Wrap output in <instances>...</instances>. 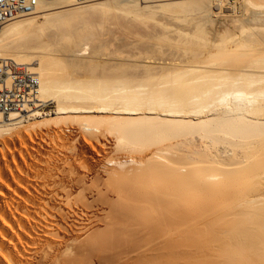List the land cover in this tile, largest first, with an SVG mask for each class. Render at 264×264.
Returning <instances> with one entry per match:
<instances>
[{
  "label": "bare ground",
  "instance_id": "6f19581e",
  "mask_svg": "<svg viewBox=\"0 0 264 264\" xmlns=\"http://www.w3.org/2000/svg\"><path fill=\"white\" fill-rule=\"evenodd\" d=\"M206 1L212 8L210 17L221 14L230 17L224 13L223 0L164 1L143 8L138 7L137 0H97L81 5L73 0H43L36 12L28 15L31 17L21 16L27 18L0 27V58L29 65L40 82L36 109L8 117L0 115V264H240L244 260L264 264L261 238L258 243L249 244L254 246L255 254L237 250L239 246L247 248L241 245L243 240L238 243L236 240V248L235 245L230 248V241H225L226 246L229 244L230 249L239 253L229 251L232 256L227 252L229 262L224 259L228 246L222 248L224 255L219 242L218 247L212 245L214 224L223 221L220 217L211 220V209L220 213L215 208L218 201L212 195L214 199L218 195L221 198L223 190L217 187L227 185L216 186L221 182H212L216 193H210L211 181L218 175L208 174L202 165L201 171L196 170L200 172L198 175L194 169L197 155L204 164L210 160L215 164L243 160V151L221 146L207 149L208 141H203L197 132L205 131L209 138L220 136L226 142L246 137L255 144L253 179L260 193L245 202L258 209L264 204V52L258 47L253 48L254 54L245 49L249 59L258 51L257 57L249 61L260 64L240 69L236 64L240 58H236L238 48H245L250 39L240 37L244 41L236 43L230 39L234 31L227 36L229 31L226 35L222 29L215 41H209L205 32L209 29L202 26L210 18L206 12L208 20L198 17L202 24L189 23L191 26L186 28L190 32L185 35L183 25L180 35L177 34L180 30L175 27L177 24L174 28L169 25V32L164 25L165 31L160 30V35L151 30L163 23L162 19L160 23L155 21L157 10L176 14L195 9L201 13V9L209 10ZM254 1L247 3L253 8L264 7V0ZM112 19L118 30L126 33L130 29L126 35L132 33L138 42L152 39L157 48H162L155 49L156 43L149 40L154 43H151L153 52L144 46V50L126 55V60L111 67L106 65L109 61L94 57L81 62L84 47L78 48L84 42L97 41L101 22L105 24ZM150 20L156 22L155 28L151 25L144 28L142 25ZM44 27L58 29L59 33H52L55 36L52 42L37 45V34ZM245 27L240 28V34H248ZM171 28L176 30L174 34L172 29L174 36L179 38L182 33L184 40L173 39ZM207 46L204 53L201 48L206 51ZM164 48L181 52L184 48L188 51L183 50L185 55L190 56L172 52V57H168L165 50L161 52ZM228 53L236 54L232 56L237 60L233 64L238 65L237 69H229L231 65L228 68L226 64L220 66L219 58L213 59L216 56L224 59ZM244 54L241 50L239 56ZM99 68L101 73H96ZM74 69H83L84 73ZM50 100L56 103V110L51 113L46 111ZM39 106L44 108L37 109ZM234 187L232 191L236 190ZM250 208L253 210L252 206L247 210ZM251 210L247 211L246 215L250 213L247 217L251 216L255 224H264V211ZM223 213L230 215L227 211ZM240 230L234 232L238 234Z\"/></svg>",
  "mask_w": 264,
  "mask_h": 264
},
{
  "label": "rangeland",
  "instance_id": "374dc122",
  "mask_svg": "<svg viewBox=\"0 0 264 264\" xmlns=\"http://www.w3.org/2000/svg\"><path fill=\"white\" fill-rule=\"evenodd\" d=\"M154 2L152 3V2H150V3H143V2H141V0H137V4H138V7H140V8H143V7H145V6H152V5H157L158 3L160 4V3H164V1L166 2H176V1H181V0H163V2L160 0V1H158V0H153ZM184 1V0H183ZM201 1V0H200ZM204 1V0H203ZM225 1V2H224ZM156 2H158V3H156ZM223 7H224V9H226L225 10V12L224 13H226L227 15H230V17L229 16H226V18L221 14V15H217L216 17H210V16H212V15H210V14H208L209 12H210V10L212 11V8L207 4V1L205 2L206 4H207V6H209L208 8H209V10L207 11H204L205 9H201V10H203V12H201L200 13V11H198V10H195V9H191V11H193V12H189V11H181V13H176L175 14V12H173V14H171V12H163V11H161V10H157V13H156V19H155V21H157V23H160V21H161V19H162V22L163 23H167V24H163L162 22V24L160 25L161 27H162V29L160 28V26H158V29H156L155 27H154V22L155 21H151L150 20V23H149V21H148V23L147 24H145V25H142L143 27L145 26L146 27V25H148V26H152V27H154L155 29H153V28H151V30L153 31V33H156V32H158V33H156V34H161L162 32H163V30L166 28V27H168V29H167V31L169 30V28H170V26L171 27H173V25L175 26L176 24V26L175 27H179L178 29H180V30H178V33L177 34H179L180 35V32L179 31H181V28L180 27H182L181 25H183V27L182 28H189V26H191L190 24H192V23H194V22H198V23H196V24H202V20H200L199 18L201 17V19H204V20H208L209 19V21L211 20V22H209V21H207L206 23H207V25H206V23H204L203 22V24H202V26H206L204 29L205 30H208L209 32H210V34L208 33V31H205L206 33H207V35H209L210 36V38H209V36H207L210 40L209 41H211V40H213V41H215V39H217L219 36L218 35H220V33H222V31H224L225 32V30H226V35L228 34L227 32L229 31V35H227V36H231L233 33V36L232 37H230V39L232 38V40L231 41H235L236 43L238 42V43H240L241 41H244V38L245 39H250L249 41H250V43H249V41L247 40L246 41V43L245 44H247V46L244 48V47H241V49H239L238 48V51L240 50V52H239V54H237V56L238 57H236V58H239V59H237V60H239V61H237V60H235L236 58H235V56H236V54H234V53H232V55L234 54L235 56H230V54L231 53H228L229 54V56L230 57H227L228 56V54H227V56L226 55H224V59H223V56H221V59H220V56H216L215 58H213V59H215L214 61H216V59L217 58H219V60L217 59V63L218 64H220V66L222 65L223 67L225 66V64H226V67H228V65H231V66H229L228 68L229 69H237L236 68V66H238L239 65V68L241 67V68H243V69H245V68H247L248 66V68H250V67H254V65L256 66V67H258L259 66V64L257 63V64H252L251 63V61L255 58V57H257V55H258V53L256 52V54H255V56L254 57H252L251 55H250V59L248 58V56H249V53H248V56H247V51L246 50H248V51H250L251 50V53H253L254 54V49L255 48H257L258 50H259V48H260V50H262L261 52H264V49H262V48H264V46H262V45H264V42H262V40H264V39H261V36L262 35H264V26H262V25H264V16H262V15H264V10H261V9H264V7H252V6H250V5H248V3H247V0H223ZM253 2H255L254 0H253ZM257 2H259L258 0H257ZM235 3V4H234ZM229 4V5H228ZM247 5V6H245V5ZM235 7V8H233V7ZM246 7H247V10H246ZM205 8H207V7H205ZM230 8V9H229ZM245 8V9H244ZM251 8V9H250ZM257 8V9H256ZM223 9V10H224ZM228 9V10H227ZM232 9V10H231ZM240 9V10H239ZM194 10H195V12H194ZM235 10H236V12H235ZM255 10V11H254ZM158 11H160V12H158ZM235 13H233V12ZM253 11V12H252ZM205 12L208 14V16H207V18L208 17H210V18H206L205 17ZM232 12V13H231ZM245 12V13H244ZM247 12V13H246ZM165 15H164V14ZM201 14V15H198V14ZM231 13V14H230ZM179 14V15H178ZM184 14V15H183ZM191 14V15H190ZM257 14H258V17H257ZM112 15H114L113 13L111 14V16ZM158 15L159 16H161V17H158ZM190 15V16H189ZM198 15V16H197ZM210 15V16H209ZM235 15V16H234ZM167 16V17H166ZM169 16V17H168ZM175 16V17H174ZM182 16V17H181ZM187 16V17H186ZM203 16V17H202ZM221 16H222V19H221ZM27 17H31V16H27ZM27 17H22V18H18L17 20H19V19H23V18H27ZM127 17H129V16H127ZM165 17V18H164ZM174 17L175 18V20H176V18L178 19V18H181L182 20H184L185 19V22H183V23H181L182 22V20H181V22L180 23H178V21L176 20H174V18L172 19V18ZM195 17H197V18H195ZM199 17V18H198ZM229 17V18H228ZM241 17V18H240ZM130 18H131V16H130ZM158 18V19H157ZM165 19V22H164V19ZM169 18V19H168ZM171 18V19H170ZM213 18V19H212ZM262 18V19H261ZM191 19V20H190ZM197 19H198V21H197ZM245 19V20H244ZM252 20V21H250V20ZM255 19H257V20H255ZM260 19V20H259ZM113 20H115V19H112V22L111 21H105V24L103 23V22H101V24L100 25H103L102 27L99 25V30H100V33H99V37H98V39H96L97 41H95V40H90V41H88L87 42V44L84 42V43H82L81 44V46L78 48V50H80V49H82V47H84L83 49V51L80 53V58H81V62L82 61H88V60H92V58L94 57L96 60H99V61H103V62H105V63H107L108 61V63L106 64V65H108V66H112V65H114L115 63H119V62H123L122 60H126L127 58V56L126 55H128V57H129V55L130 54H132V53H134V54H136V52H138V50H141V49H143L144 50V46H145V48H146V50H151V48H152V52H153V47H154V45H156V47H154L155 49L157 48V42H155L154 40H152V39H149V40H152L153 42H155L156 44H154L152 41H150L149 42V40H147L146 39V43L144 42V40L145 39H143L142 41H139L138 42V39L136 38V37H134L135 35H133L132 33H131V35L130 34H127L126 35V33H128V31L130 32L131 30L129 29L128 30V28H127V32L125 33V32H123V31H120V30H118L119 29V27L117 28L116 27V25H117V23H115ZM170 20V21H169ZM175 21V24H173L174 23V21ZM225 20H227V21H225ZM236 20V21H235ZM244 20V21H243ZM249 20V21H248ZM14 21V20H13ZM167 21V22H166ZM200 21V22H199ZM202 21V22H201ZM152 22V23H151ZM170 22H172L171 24H170ZM229 22V23H228ZM231 22V23H230ZM246 22V23H245ZM103 23V24H102ZM113 23H115V24H113ZM156 23V22H155ZM190 23V24H189ZM211 25H210V24ZM248 23H251V24H248ZM256 24V25H252V24ZM258 23V24H257ZM138 24H140V23H138ZM195 24V25H196ZM222 24H224V25H222ZM239 24H241V25H239ZM244 24V26H242ZM246 24V25H245ZM156 26H157V24H155ZM159 25V24H158ZM166 27H165V26ZM170 25V26H169ZM210 25V26H209ZM222 25V26H221ZM230 25V26H229ZM234 25H236V26H234ZM253 27H252V26ZM261 27H260V26ZM139 26V25H138ZM141 26V25H140ZM147 26V27H148ZM243 28V27H245V29H247L248 30V34H243V33H239L240 32V28L241 27ZM116 27V28H115ZM143 27H141V29L140 30H143L142 28ZM144 27V28H145ZM163 27H165V28H163ZM193 27H194V25H193ZM225 27V28H224ZM229 28V30L227 29V28ZM237 27V28H236ZM239 27V28H238ZM250 27V28H249ZM258 27V28H257ZM160 28V29H159ZM174 28V27H173ZM173 28H171V31H172V29ZM184 28V29H185ZM185 29V30H183L182 29V31H183V33H184V35L186 34V32L187 31H189L190 32V29L188 30V29ZM214 28V29H213ZM253 28V29H252ZM256 28V29H255ZM121 30H124V28L122 29V28H120ZM148 29H150V28H148ZM148 29H144L146 32H148ZM175 29H177V28H175ZM191 29H192V27H191ZM194 29V28H193ZM223 29V30H222ZM54 30V31H53ZM58 30V29H57ZM57 30H55L54 28H49L48 29V27L46 28V27H44V29H42L40 32H39V34H37V37H36V40L38 39V43H37V45H42V44H45V43H48V42H52V40L54 39V35H52V33L53 34H55L56 33V31ZM103 30V31H102ZM126 30V29H125ZM155 30V31H154ZM158 30V31H157ZM162 32H161V31ZM174 30V29H173ZM222 30V31H221ZM247 30H244V31H247ZM257 30H260V31H262V32H260V34L257 32ZM102 31V32H101ZM165 31V30H164ZM174 31H175V33H174ZM174 31H172V32H170V33H174V34H176V30H174ZM193 31V30H192ZM192 31H191V33H192ZM234 31V32H233ZM149 32H150V30H149ZM148 32V33H149ZM169 32V31H168ZM168 32H164L165 33V36H166V33H167V36L169 37V33ZM231 32H233V33H231ZM57 33H59V31L57 32ZM57 33H56V35H57ZM125 33V34H124ZM164 33H163V35L162 36H164ZM215 33H217L216 35H215ZM219 33V34H218ZM230 33H231V35H230ZM246 33V32H245ZM257 33V34H256ZM174 34H173V36H172V38L173 37H176V39H180L181 38V36H182V33H181V36L178 38L177 36H179V35H175L174 36ZM235 34H236V36H235ZM250 34V35H249ZM101 35V36H100ZM133 35V36H132ZM183 35V36H184ZM187 35H189V33H187ZM206 35V34H205ZM246 37H245V36ZM248 35V36H247ZM257 35H261L260 36V38L257 36ZM190 36V35H189ZM213 36V37H212ZM217 36V37H216ZM238 36H239V38H238ZM53 37V38H52ZM170 37H171V34H170ZM184 37H188V36H184ZM226 37V36H225ZM240 37H244V38H241L240 39ZM51 38H52V40H51ZM100 38V39H99ZM102 38V39H101ZM130 38V39H129ZM235 38H236V40H235ZM262 38H264V37H262ZM129 39V40H128ZM173 39H175V38H173ZM182 40H184L183 38H181ZM239 39V40H238ZM253 39H255L256 41H258L257 43H256V41L255 40H253ZM106 42H105V41ZM127 40V41H126ZM135 42H134V41ZM165 40H166V38H165ZM99 41H100V43H99ZM101 41L103 42V43H101ZM124 41V42H123ZM149 43H148V42ZM251 41L253 42L252 44H254L253 46H252V44H251ZM255 41V42H254ZM94 42V43H93ZM122 42V43H121ZM129 42V43H128ZM166 42V41H165ZM164 41H162V43H165ZM249 44H248V43ZM92 43V44H91ZM98 43H99V46H97L98 45ZM133 43V44H132ZM137 43V44H136ZM139 43V44H138ZM141 43H143V44H141ZM151 43H153L154 45H151ZM260 43V44H259ZM84 44V45H83ZM96 44V45H95ZM101 44H102V47L100 48V46H101ZM105 44V45H104ZM120 44V45H119ZM137 46V48H135L136 46ZM145 44H148V45H145ZM258 44V45H257ZM94 45H95V47H94ZM130 45H131V47L132 48H130ZM150 45H151V47H150ZM166 45H168V44H166ZM166 45L164 46L165 48H167L166 47ZM251 45V46H250ZM257 45V46H256ZM260 45V46H259ZM99 47L97 50V52L99 53V51H101L100 53L101 54H97V52L95 53V52H93L97 47ZM140 46L142 47V48H140ZM148 46H149V48H148ZM153 46V47H152ZM163 46V45H162ZM254 46H256V47H254ZM172 47V46H171ZM248 47V48H247ZM93 48V49H92ZM127 48V49H126ZM148 48V49H147ZM159 48H162V47H159ZM159 48H157V49H159ZM162 49L161 50V52L162 51H168L169 49ZM168 48H170V45H169V47ZM209 47L207 46V48H206V51H205V48H201L202 49V51H204V53H206L207 52V49H208ZM254 48V49H253ZM57 49V48H56ZM100 49V50H99ZM102 49H103V51H102ZM129 49H132V50H129ZM154 49V52L156 51ZM174 51H176V52H174ZM200 49V48H199ZM204 49V50H203ZM246 49V50H245ZM256 49V50H257ZM59 50V49H58ZM127 50V51H126ZM134 50V51H133ZM150 50H149V52H150ZM172 50V51H171ZM171 50H169L168 51V53H166L165 51H164V53L166 54V55H168V57L170 56V57H172V52L173 53H175L174 55H176V53L177 52H181V50H177L176 48H171ZM183 50H184V48L182 49V52H181V57L183 56V55H185V53L184 52H187L188 53V51H186V50H184V52H183ZM241 50H242V52L243 53H245L243 56H244V58L243 59H245V60H243L242 59V61L240 60L241 59V57H243V56H239L240 55V53H241ZM244 50V51H243ZM255 50V51H256ZM110 51V52H109ZM132 51V52H131ZM136 51V52H135ZM201 51V52H202ZM246 51V52H245ZM253 51V52H252ZM57 52V51H56ZM60 52V54L62 55V53H61V51H58L57 53H59ZM125 52V53H124ZM128 52V53H127ZM131 52V53H130ZM65 52H63V54H64ZM67 53H69L68 51L66 52V54ZM92 53H94L93 54V56L91 55ZM107 53V54H106ZM163 53V52H162ZM162 53H160L159 55L161 56V54ZM169 53H171V54H169ZM182 53H183V55H182ZM107 56H106V55ZM252 54V55H253ZM97 55V56H96ZM102 55V56H101ZM114 55V57H112ZM187 56H190V53L189 54H186ZM185 55V56H186ZM64 56V58L65 57H67L66 55H63ZM118 56V57H117ZM123 56V57H122ZM162 56H164V54L162 55ZM247 56V57H246ZM111 57V58H110ZM120 57V58H119ZM165 57H167V56H165ZM234 57V58H233ZM251 57H252V60H251ZM87 58H88V60H87ZM164 58V57H163ZM230 59L229 61H230V63H229V61H228V59ZM247 58V59H246ZM82 59H85V60H82ZM94 59V60H95ZM111 59V60H110ZM129 59V58H128ZM212 59V60H213ZM222 59H223V61H226V63L225 62H223L222 61ZM105 60V61H104ZM112 60L114 61V62H112ZM235 60V61H234ZM249 60H251V61H249ZM222 61V62H221ZM237 61V62H236ZM244 61V62H243ZM247 61H249L251 64H252V66H250L251 64L250 63H248ZM110 62H111V64H110ZM221 62V63H220ZM235 62H236V64L238 63V65H233V64H235ZM245 65V66H243V64ZM86 63V62H85ZM113 63V64H112ZM229 63V64H228ZM217 64V65H218ZM240 65H242V66H240ZM81 66H79L78 68H80ZM232 67V68H231ZM233 67H235V68H233ZM245 67V68H244ZM240 68V69H241ZM75 70V72H78V70L79 69H74ZM73 70V71H74ZM99 71H97L96 73H101L100 71H101V68H99L98 69ZM80 71V73L82 74V73H84V72H82L83 71V69L81 70H79ZM74 72V74L76 75V76H78V75H81L80 73L78 74H76ZM50 103H49V105H48V107H47V109H46V111L47 112H49V113H51V112H54L55 110H56V103L55 102H53L52 100H50L49 101ZM204 132L205 131H203V132H200V134L197 132L196 134L197 135H199V137L200 138H202L203 139V141H208L207 142V145H206V147H207V149L209 148V150H211V149H215V148H218V146H221V147H225L226 149L228 148V149H230V150H234V151H240V152H242L241 154H242V161L241 162H223V161H221V162H218V161H216V164H215V161H211L210 160V163H208V164H204V163H202L201 161H200V158H199V156L197 155L196 157H195V160L196 159H198V160H196V163H194V169H195V171L196 170H198L199 171V169H200V171H201V167H199L200 165H202V167H205V168H207V172H208V174H214V175H218V177H217V179L216 180H214V181H211V184H210V186L212 187V191H210V193L211 192H215L214 190V187L216 188V186L217 185H220V184H222L223 183V186L224 185H227V187H229V188H227L226 186L224 187V188H222V185H220V186H218L217 188H219V187H221V190H223V193L222 194H220V189L218 190L219 192V194H220V196H222L221 198L219 197V195H218V199H214V195H212L213 196V200H216V201H218L219 202V204H215L216 205V207L215 208H219L220 209V213H214L213 212V209H211V211H210V216H211V220H214V219H216V218H223V221H221V222H218V223H215L214 224V229H215V233H214V236L213 237H211L212 239H213V241H214V243H213V241H212V245H214V244H218V242H219V250H220V247H221V251H222V253H223V250H222V248H224V246H226V243L228 242V241H230V248H232L231 247V245H235V246H233V247H238V245L236 246V240H237V243H238V240H243L244 241V243L243 244H241V245H244L245 247H247L246 249H244V248H242V247H238V249L237 250H241V252L242 253H244L245 254V252L246 253H251V254H255L254 252H252L253 251V249L254 248H252V247H254V246H250V245H253L252 243L254 242V243H258V241H259V239L260 240H264V236H262V235H264V230H262V229H264V226H262L261 228H260V226L261 225H264V224H257L258 222H256V224L255 223H253L254 222V219H253V221H251L252 219H251V216H250V218L249 217H247V215H250V213L249 214H247L246 215V213H247V211H249L250 212V210H251V208H250V210H247V209H249V207H253V210H251V211H253V213H254V211H255V213L257 212V210H258V213H261V211H264V207H262V206H264V204H261L260 206H258V207H260L259 209L261 210H259L258 208H256L255 206L256 205H253V204H249V203H246V202H248V200H251V199H254L256 196H257V193H260V192H257L256 190L257 189H255L256 188V183H255V180L253 179L254 178V169H252V168H255V161H253L254 160V153H255V144L254 145H252L253 144V142H251V141H248L247 140V138L246 137H244L243 139L241 138V140H236L235 142L234 141H229V142H226L225 141V139H223V138H221L220 136H217V135H215V137L214 138H209V137H211V136H205V134H204ZM207 139V140H206ZM243 140L244 141H247V142H243ZM225 141V142H224ZM211 142V143H210ZM232 142V143H231ZM215 143V144H214ZM250 143V145H248ZM208 144H210V146L208 147ZM245 145V146H244ZM242 147V148H241ZM195 148H197V147H194V149ZM211 148V149H210ZM246 151V152H245ZM244 155V156H243ZM245 157V158H244ZM197 161H198V165H197ZM201 163H200V162ZM243 161H244V163H243ZM248 162V163H247ZM252 162H253V164H252ZM220 163V164H219ZM230 165H229V164ZM234 163V164H233ZM249 164V165H248ZM204 165V166H203ZM245 165H247V166H245ZM254 165V166H253ZM197 166V167H196ZM218 167V168H217ZM199 168V169H198ZM223 168V169H222ZM237 170V171H236ZM244 170V171H243ZM252 170V171H251ZM198 171H196L195 172V175L197 174H199L200 172H198ZM205 172H206V170H205ZM206 172V173H207ZM230 173V174H229ZM242 173V174H241ZM226 174V175H225ZM234 175V176H233ZM220 177V178H219ZM229 178H231L232 180V182L234 183H232L230 180H229ZM233 178H234V180H233ZM237 178V179H236ZM226 179H228V181L226 180ZM221 180V181H220ZM221 182V183H216L215 184V182ZM212 182H214V184L216 185V186H214L213 185V183ZM225 182V183H224ZM236 182V183H235ZM233 186H232V185ZM238 184V185H237ZM229 185V186H228ZM230 186H231V188H230ZM236 188H235V187ZM233 187H234V189H236L234 192H235V194H234V192L232 191V189H233ZM217 190V189H216ZM238 190V191H237ZM232 191V192H231ZM222 192V191H221ZM262 192V191H261ZM216 193V192H215ZM234 194V195H233ZM211 196V197H212ZM238 196V197H237ZM234 198H237V200L239 199V201H235V199ZM246 201V202H245ZM214 205V206H215ZM257 210H256V209ZM255 209V210H254ZM245 210H246V212H245ZM223 211L226 213V211H227V213H229L230 215H228V216H226L224 213H223ZM257 213V214H258ZM262 213H264V212H262ZM244 215H246V217L249 219L248 221H247V218L244 216ZM251 215H252V218H253V214H252V212H251ZM262 216V215H261ZM241 218H244V219H242L241 220ZM245 218H246V220H245ZM256 218V217H255ZM262 222H264V220H262ZM262 222H260V223H262ZM256 225V226H255ZM259 225V226H258ZM253 226H255V228L253 227ZM256 227H258L257 229H256ZM241 229V230H240ZM235 230H240V231H237V233L238 234H242V235H240V239L237 237L238 236V234H236V232H234ZM242 230H244L243 232H241ZM249 230V231H248ZM256 230V231H255ZM257 230H259V231H261V234H260V232L259 231H257ZM247 231V233L249 234V237H248V234H246L245 232ZM254 231H255V233H254ZM241 232V233H240ZM259 234H258V233ZM232 233H234V234H232ZM258 234V235H254V234ZM243 234H245L244 236H243ZM232 235H234V236H232ZM235 235H236V237H235ZM250 235H252V236H250ZM259 235H261L260 237H259ZM231 236V237H230ZM255 236V237H254ZM247 237H248V241H249V243H247L248 241H247ZM234 238H235V240H234ZM243 238H245V240L243 239ZM256 240V242L254 241V240ZM257 239H258V241H257ZM225 241H227V242H225ZM234 241V244L232 243ZM216 242V243H215ZM252 242V243H251ZM223 243H225L224 245H223V247H222V244ZM229 243V242H228ZM247 243V245H245ZM250 244V245H249ZM215 245V246H216ZM218 245H217V247H218ZM221 245V246H220ZM240 245V244H239ZM255 245V244H254ZM228 246V247H227ZM227 248L226 249H228L229 248V244H227ZM228 249V250H226V249H224V250H226L225 251V253H227V252H229V251H231V252H233V251H235V252H233L234 253V255H236L235 253H238V252H236V250H234V248H233V250L232 249ZM255 249H257L258 250V248L257 247H255ZM231 252H229L230 253V255L232 254V256H233V253H231ZM219 253H220V251H219ZM221 254V253H220ZM224 254V253H223ZM239 254V253H238ZM225 255V254H224ZM223 255V256H224ZM229 254L227 253V255H226V257L224 256V259H226L227 258V256H228ZM230 255H229V257L228 258H230ZM243 257V256H242ZM228 258L225 260L226 262L228 261ZM231 260V259H230ZM229 262V261H228ZM240 262V261H239ZM245 262H247V261H242V262H240V264H244ZM247 263H249V262H247ZM249 264H252V263H249Z\"/></svg>",
  "mask_w": 264,
  "mask_h": 264
},
{
  "label": "built area",
  "instance_id": "2783aa9c",
  "mask_svg": "<svg viewBox=\"0 0 264 264\" xmlns=\"http://www.w3.org/2000/svg\"><path fill=\"white\" fill-rule=\"evenodd\" d=\"M43 0H0V27L21 16L33 15ZM97 0H73L81 5ZM39 79L27 64L0 58V115L27 112L38 104ZM39 106L37 109H43Z\"/></svg>",
  "mask_w": 264,
  "mask_h": 264
}]
</instances>
